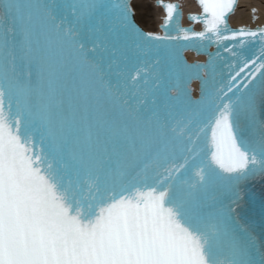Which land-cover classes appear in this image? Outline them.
<instances>
[{
	"label": "snow or ice",
	"instance_id": "obj_1",
	"mask_svg": "<svg viewBox=\"0 0 264 264\" xmlns=\"http://www.w3.org/2000/svg\"><path fill=\"white\" fill-rule=\"evenodd\" d=\"M236 2L197 0L202 14L190 19L203 31L191 33L178 28V5L157 0L165 10V32L183 34L148 33L146 40L212 36L240 44L260 38L264 44V28L228 29ZM68 6L75 15L77 4ZM29 7L28 0H0V264H264V242L257 246L246 229L218 211L215 198L209 203L201 195L214 170H198L192 180L184 178L186 164L159 165L163 171L146 165L141 188L130 179L134 169L116 170L108 153H116L118 142L106 145L67 130L57 73L36 46L37 22L30 11L20 15ZM41 7L58 42L93 73L104 72L91 56L100 44L89 48L75 26L64 27L66 17L58 22L53 7ZM119 8L122 26L144 38L131 22L128 0H119ZM133 71L136 81L140 73ZM212 149V164L234 174L229 179L243 178L257 164L233 135L228 104L215 120ZM259 162L264 166V150Z\"/></svg>",
	"mask_w": 264,
	"mask_h": 264
},
{
	"label": "bare ground",
	"instance_id": "obj_2",
	"mask_svg": "<svg viewBox=\"0 0 264 264\" xmlns=\"http://www.w3.org/2000/svg\"><path fill=\"white\" fill-rule=\"evenodd\" d=\"M137 10L139 11V19L145 25H150L151 19L146 18V15L151 18L155 15L156 9L153 8L151 4L145 0H139L135 3ZM251 10H254L256 14L253 16V24L264 25V0H251V5L249 6Z\"/></svg>",
	"mask_w": 264,
	"mask_h": 264
}]
</instances>
